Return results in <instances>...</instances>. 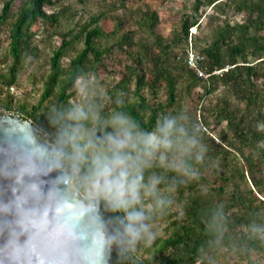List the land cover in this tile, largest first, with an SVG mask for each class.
I'll return each mask as SVG.
<instances>
[{
    "label": "trees",
    "instance_id": "16d2710c",
    "mask_svg": "<svg viewBox=\"0 0 264 264\" xmlns=\"http://www.w3.org/2000/svg\"><path fill=\"white\" fill-rule=\"evenodd\" d=\"M56 1H23L9 24L10 63L5 73L0 74V87L9 89L17 83L23 61L36 49L34 42L40 21L51 25L58 23V14L47 13L45 9L54 6ZM13 3L14 0L2 2L0 30L9 22ZM117 7L115 3L109 2L106 10L115 11ZM207 8L217 17L226 14L227 10L244 16L241 23L231 24L225 20L223 25L216 28L211 43L201 50L204 62H201L198 55L194 57L195 66L207 74L206 78H202L196 73L195 67L190 65L187 54L193 55L192 52L186 51L180 62L172 59V53L182 42L187 43L188 37L191 38L189 30L198 28L199 19ZM101 18L102 15L91 16L80 28L77 38L81 39L82 47L73 57L68 51L73 46L74 37L69 38L68 34L61 36L59 46L49 58L48 74L36 105L29 108L19 104L15 109L10 98L3 103V107L8 111L13 110L22 119L30 120L39 130L47 129L44 114L54 104H74L70 99L78 79L99 73L101 69V73H104L106 66L103 57L113 50L125 53L127 48L137 46L133 40V30L125 29L123 34L115 36L123 26L120 18H117L118 25L111 32H105L99 25ZM142 24L144 30L153 36L152 45L157 53H153L149 45H141V49L130 53L132 62L123 66L120 77L106 91V96L103 99L95 97L87 105L99 106L101 114L107 116L118 106L117 101H121L122 110L150 130L161 114L180 113L179 97L182 92L189 94L192 88L200 85L206 96L220 82L226 91L243 103L244 110L241 113L229 110L228 100L220 104L216 121L220 123L226 120L233 140L229 142L224 134L221 138L235 153L230 158L231 150L216 145L214 149H209L204 165L199 166L198 181L177 178L183 180V183L179 184L172 195L173 204L162 213H154L147 221L151 223L160 220L166 223L167 236L156 241L157 246L151 256L140 260L132 251H128L121 257L114 249L112 264H223L221 260L228 255L238 263L249 260L254 253L264 254V240L253 237L249 231L252 224L264 226V201L255 196L253 190L242 191L234 183L236 175L245 179L244 168L250 174L257 171L254 154L264 168V132L258 133L255 130L258 124L264 126V92L259 91L255 85V81L260 78L264 85V0H194L191 13L180 20V33L175 43L156 32L158 18L155 12L145 13ZM109 38L114 41L113 44L103 48L102 39ZM65 57L69 61L63 67L61 61ZM250 58L259 61L252 65ZM217 71L222 72L216 74ZM148 73L151 76L149 79ZM159 84H163L166 101L151 104L144 90L156 95ZM197 123L196 117L191 118V125L197 126ZM200 134L201 130L197 135ZM44 137L48 140L46 134ZM246 151H254V154H247ZM238 157L245 162V166H237V161H240ZM202 171L208 172V175L201 176ZM251 178L253 185L258 188L259 180L253 176ZM230 184L233 188L228 190ZM74 188L83 197L82 190L75 185ZM175 202L178 206L174 209ZM220 207L226 217L224 227L219 232L209 231L207 225Z\"/></svg>",
    "mask_w": 264,
    "mask_h": 264
},
{
    "label": "clouds",
    "instance_id": "9594fccd",
    "mask_svg": "<svg viewBox=\"0 0 264 264\" xmlns=\"http://www.w3.org/2000/svg\"><path fill=\"white\" fill-rule=\"evenodd\" d=\"M78 92L84 102L54 104L44 114L47 129L40 136L46 134L47 143L32 123L6 130L23 147L20 176H57L47 190L43 183L29 185L42 203L23 212L18 230L3 237L0 264H105L113 249L122 257L145 236L155 239L147 221L173 204L171 194L183 183L177 178L200 176L209 145L185 114H161L149 130L122 110L121 101L104 116L99 106L87 105L83 85ZM59 184L75 185L83 199L69 204L59 197ZM225 219L220 207L209 231L219 232ZM249 231L264 240V226L252 224Z\"/></svg>",
    "mask_w": 264,
    "mask_h": 264
},
{
    "label": "rangeland",
    "instance_id": "374dc122",
    "mask_svg": "<svg viewBox=\"0 0 264 264\" xmlns=\"http://www.w3.org/2000/svg\"><path fill=\"white\" fill-rule=\"evenodd\" d=\"M24 0H14L11 17L8 19V23L0 30V74L5 73V70L10 63V57L8 55L9 44V28L10 23L14 20L15 14L22 6ZM194 0H58L54 6L46 7L47 13H57L59 21L55 25H51L47 22L40 21L37 37L35 38V51L28 54L22 63V67L19 71L17 83L9 89L0 87V112L16 114L15 112L8 111L3 107V103L11 98L12 106L16 107L19 104H24L27 107L36 105L39 102L41 93L43 91L44 82L48 74L49 58L53 52L59 46L61 42V36L68 34L69 38L74 37L73 46L69 49V55L75 56V54L82 47L81 39L79 36V30L87 23L91 16L102 15L99 25L105 32H111L117 27V18H120V22H123V26L115 34L116 37L125 32V29L133 30L135 32L133 40L137 43V46L127 48V52L114 51L106 54L103 57V63L106 66L104 73L101 69L96 74H88L84 78L78 79L80 83L76 82L70 99L73 103H82L81 95L78 92V88L83 85L87 92V101H93L95 97L103 99L106 96V91L118 80L119 74L125 64L130 65L132 60L129 58V54L141 49V45H149L153 53H157L152 45L153 36L148 31L144 30L142 24V18L144 14H150L155 12L158 18V24L155 30L163 38L176 42L179 36L180 20L185 15L191 13L192 3ZM3 0H0V9L2 7ZM109 2L115 3L117 9L114 11L106 10V6ZM102 13V14H100ZM243 14H236L231 10H227L226 14L217 17L212 13L210 8H207L199 19V26L197 29L189 30L192 33L191 38L188 37L187 43L182 42L178 47L173 50L172 59L176 62H180L186 51L192 52L193 55L187 54V56L195 57L198 55L201 62H204L201 50L206 44L211 43L214 32L218 26L223 25L227 20L231 24L235 22L241 23L243 21ZM110 39V38H109ZM113 40L102 39L101 44L103 48L109 47L113 44ZM189 52V53H190ZM255 58H250L249 61L252 65L258 61H254ZM69 59L63 58L61 63L63 67H66ZM102 68V67H101ZM222 71L215 72L216 74ZM151 78L150 74H147V79ZM77 80V81H78ZM206 80V79H205ZM262 78L255 81V85L258 86L259 91L264 92V85ZM215 90L209 94L204 95V90L200 85L192 88L190 93L182 92L179 97L180 113L182 112L188 117V123L190 124L191 118L203 117L201 122L206 125L208 133L200 134L199 137L209 145L210 148H215L216 145H221L223 148H228L227 143L221 138L224 134L229 142L233 140L232 132L226 125V120L218 123L216 121V114L220 111V104L223 100L230 102L229 110H234L235 113H241L244 110V105L233 96L230 92L226 91L220 82L216 83ZM144 90V94L148 98V102L153 104L156 102H165L166 93L163 88V84H159L156 89V95ZM18 115V114H17ZM191 125V124H190ZM261 124L255 127L258 133H263L264 130H260ZM229 149V148H228ZM232 153L229 155L233 157L235 151L229 149ZM254 152V151H252ZM250 151H246L247 154H254ZM238 156V155H236ZM254 160L257 163V171L250 174L247 168H244L245 179L235 176L234 183L238 184L242 191L248 189L253 190V194L260 200L264 201V168L259 163L258 158L254 154ZM240 159V157H238ZM237 166H245V162L240 159L237 161ZM229 170H227L228 172ZM241 170L238 172L240 173ZM237 173V174H238ZM248 173V175H247ZM208 172L202 171L201 176H207ZM248 176V177H247ZM259 180V187L253 185L251 177ZM182 178V177H181ZM250 178V179H249ZM184 181L196 182L198 179H186ZM72 188L75 190L74 185ZM233 186L230 184L228 190H231ZM261 190V191H259ZM76 191V190H75ZM77 192V191H76ZM78 193V192H77ZM79 194V193H78ZM171 195H174L172 193ZM79 196L83 199L81 194ZM178 206L175 202L174 209ZM150 231L155 234V239L149 242L147 236L144 239L137 242L132 250L140 260L148 259L157 246L156 241L160 238L167 236L165 232L166 223L159 221L151 222ZM223 264H264V254L254 253L249 260L236 262L230 255L226 256L224 260H221Z\"/></svg>",
    "mask_w": 264,
    "mask_h": 264
},
{
    "label": "water",
    "instance_id": "95a60500",
    "mask_svg": "<svg viewBox=\"0 0 264 264\" xmlns=\"http://www.w3.org/2000/svg\"><path fill=\"white\" fill-rule=\"evenodd\" d=\"M26 122L32 123L28 119L20 118L17 114L0 112V230H2L0 231V244L4 242L3 237H6L11 229L18 230L17 221L23 212L37 208L42 203L28 191L29 185L43 183L45 190H47L54 183L53 178L57 176L56 171L43 176V178L40 176L19 175V169L22 167L19 157L23 155V147L15 137H7L6 130L9 129L10 125L19 126ZM37 131L40 142L47 143L44 135L40 136V130L37 129ZM13 144L15 147L10 148L9 145ZM56 187L59 197L69 204L82 200L72 188V185L59 184ZM105 219H107V216H105ZM87 221L88 217L85 216L84 223L86 224ZM113 252L114 249L110 257L106 253L105 264H112Z\"/></svg>",
    "mask_w": 264,
    "mask_h": 264
},
{
    "label": "built area",
    "instance_id": "2783aa9c",
    "mask_svg": "<svg viewBox=\"0 0 264 264\" xmlns=\"http://www.w3.org/2000/svg\"><path fill=\"white\" fill-rule=\"evenodd\" d=\"M189 62H190L191 67H195V69H196V73L198 74V76H200V77H202V78H206V77H207V74H205L204 72L200 71V70L195 66V63H194V57H193V56H189ZM197 126L199 127V130H201V134H202V135L208 133V130H207L206 126H204V125L201 123V119H200V118H198Z\"/></svg>",
    "mask_w": 264,
    "mask_h": 264
}]
</instances>
